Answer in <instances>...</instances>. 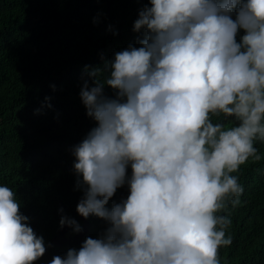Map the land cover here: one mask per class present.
Instances as JSON below:
<instances>
[{"label": "clouds", "instance_id": "clouds-1", "mask_svg": "<svg viewBox=\"0 0 264 264\" xmlns=\"http://www.w3.org/2000/svg\"><path fill=\"white\" fill-rule=\"evenodd\" d=\"M133 31L139 46L85 66L80 98L95 126L71 148L76 211L107 227L50 264H221L233 243L223 213L244 193L236 173L262 159L264 0H147ZM20 209L0 185V264L47 252ZM59 211L61 229L83 232Z\"/></svg>", "mask_w": 264, "mask_h": 264}, {"label": "trees", "instance_id": "trees-1", "mask_svg": "<svg viewBox=\"0 0 264 264\" xmlns=\"http://www.w3.org/2000/svg\"><path fill=\"white\" fill-rule=\"evenodd\" d=\"M146 3L0 0V185L16 193L21 213L48 246L36 264H50L54 256L81 246L54 243L61 208L81 225L88 223L83 241L107 227L76 211L82 192L75 189L71 148L95 126L80 91L85 66L103 67L117 51L139 46L133 24ZM105 93L113 96L111 88ZM45 97H51L52 107L36 114ZM256 147L262 159L250 158L236 173L244 187L241 204L223 213L230 215L227 234L233 243L220 249L221 264H264V144ZM128 195L127 186L119 189L108 207ZM73 234L69 228L66 238Z\"/></svg>", "mask_w": 264, "mask_h": 264}, {"label": "water", "instance_id": "water-1", "mask_svg": "<svg viewBox=\"0 0 264 264\" xmlns=\"http://www.w3.org/2000/svg\"><path fill=\"white\" fill-rule=\"evenodd\" d=\"M82 227H83V232L79 234H75L73 237L70 238H66V233L69 230L67 226L64 227L63 229H60L55 236L54 243L59 246H71L73 244L81 245L83 242V236L88 230V223L87 222L83 223Z\"/></svg>", "mask_w": 264, "mask_h": 264}, {"label": "bare ground", "instance_id": "bare-ground-1", "mask_svg": "<svg viewBox=\"0 0 264 264\" xmlns=\"http://www.w3.org/2000/svg\"><path fill=\"white\" fill-rule=\"evenodd\" d=\"M38 121V120H37ZM68 138V137H67ZM81 219V218H80ZM68 235V234H67ZM74 235V234H73ZM70 236V235H69ZM72 236V235H71Z\"/></svg>", "mask_w": 264, "mask_h": 264}]
</instances>
